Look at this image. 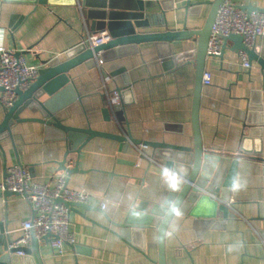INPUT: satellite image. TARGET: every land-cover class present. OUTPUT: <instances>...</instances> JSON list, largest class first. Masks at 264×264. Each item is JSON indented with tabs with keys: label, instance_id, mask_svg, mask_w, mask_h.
Segmentation results:
<instances>
[{
	"label": "crops",
	"instance_id": "0c3cea01",
	"mask_svg": "<svg viewBox=\"0 0 264 264\" xmlns=\"http://www.w3.org/2000/svg\"><path fill=\"white\" fill-rule=\"evenodd\" d=\"M106 1H111L113 7L106 12L118 17L126 6L138 0H75V6L63 0V5L46 7L0 0L4 46L20 53L27 66L40 68L54 57L65 62L64 51L81 43L89 31L88 17L102 11ZM171 1L172 9L164 10V5L158 4L145 10L144 20L135 31L151 34L169 29L181 31L184 27L201 29L216 0H191L201 5L198 16L186 12L182 5L185 0ZM231 2L237 7L264 9V0ZM19 16L25 17L10 30ZM114 25L118 26L119 21ZM157 46L154 42L140 43L136 52H125L116 60H108L111 54L107 55L102 73L85 62L71 68L67 74L79 99L57 112V120L77 129L90 127L114 135L123 131L133 140L192 148L195 56L182 62H189L182 68L164 74ZM196 46L192 38L176 46L175 52H195ZM231 46L228 44L219 61L205 60L204 68L211 73V79L209 85L202 86L199 98V137L204 150L239 154L243 144L251 153L260 152L262 156L239 159L226 202L228 215L223 219L219 212L216 218L222 224L207 227L192 216L172 218L164 239L166 264H264V144L244 141L249 124L264 122V70L256 62L250 69L241 67ZM255 47L264 60V37L256 40ZM121 69L125 71L110 77ZM102 76L110 77L106 83L109 91L121 90L124 121L120 127L111 118L109 122L103 119ZM5 113L0 106V122ZM19 117L39 116L24 111ZM143 152L158 159L150 146ZM69 161L71 170H76L68 175L67 188L86 191L90 195L86 202L89 209L69 211L74 246L63 245L60 253L50 247L49 241L39 242L41 264H158L157 229L146 231L142 252L138 249L140 239L121 241L117 237L119 229L111 223H120L132 206L144 205L150 211L152 206L162 204L172 180L170 174L140 159L132 145L123 148L103 137L85 139L78 149L70 150L68 142L56 137V131H46L36 122L14 124L11 136L0 138V177L4 167L20 163L29 168L35 181L50 185L55 176L64 174ZM103 202L106 206L101 210ZM31 217L23 197L16 195L6 201L0 198V221H7L10 243L20 237L21 223Z\"/></svg>",
	"mask_w": 264,
	"mask_h": 264
},
{
	"label": "water",
	"instance_id": "95a60500",
	"mask_svg": "<svg viewBox=\"0 0 264 264\" xmlns=\"http://www.w3.org/2000/svg\"><path fill=\"white\" fill-rule=\"evenodd\" d=\"M11 1V0H2ZM24 5L32 4L37 6H54L63 5V0H12ZM87 2V0H84ZM224 0H216L212 3L207 17L201 29L181 31L169 29L164 32L141 34L135 31L141 26L143 13L145 10L160 4L164 5V10L173 8L171 0H138L133 6H126L125 12L114 16L111 14L113 9L111 1H106V5L102 6V11L93 14L89 25L90 32H99L106 30L111 37L110 41L99 45L94 49H89L85 45H76L64 51L65 62H61L60 57H54L43 63L38 69V77L33 80L30 86L25 91L15 90L17 95L12 107L6 110L3 119L0 122V138L10 137L11 128L17 123L36 122L45 127L46 131H56V137L68 142L70 150H76L84 144V140H90L94 137L107 138L120 143L123 148L129 145H137L143 143L154 149V154L163 162L164 167L169 172L172 180L166 188L167 195L162 204H156L150 208V211L145 210L144 205L138 207L132 206L124 214L120 223H111L113 227L119 229L117 237L125 242H133L135 239L141 240V246L138 247L142 252L145 250L143 241L147 230L157 229V244H158V264H166L164 262L165 244L164 239L168 229V224L174 216H192L199 220L205 226H218L222 222L217 221L218 213L223 214V219L228 215V208L225 206L229 200L231 188L234 186L236 176V165L239 159L254 155L261 157L262 154L251 153L243 144L239 149V154L220 153L214 149L204 150L199 137V121L198 109L199 98L201 95V78L205 71L204 65L206 60V45L210 36V28L214 21L215 14L219 6ZM68 5H76L75 0H68ZM87 5V3H86ZM166 5V7H165ZM184 9L189 15L198 16V11L201 5L192 3L191 0H185L182 3ZM241 10L250 12H264V9H253L251 6H238ZM106 10H109L108 13ZM25 16H19L17 20L10 25V30H14L20 25ZM101 20V21H99ZM99 21V22H97ZM116 21L119 25L115 27ZM107 22V23H106ZM196 39L197 46L195 52L176 53L175 47L189 39ZM154 42L159 52V62L163 73L174 72L182 68L187 63V59L195 56V82L192 101V148H187L178 145H169L166 143H148L141 140H133L129 134L114 135L105 132H97L90 127L77 129L63 125L57 120L55 114L70 103L79 99L76 90L73 88L71 80L68 76V71L74 66L85 62L94 67V58L100 52L103 62L106 61L105 56L110 55L108 60H116L122 57L125 52H136L137 45L140 43ZM228 44H232L231 50L236 54L239 50L246 52L249 63L256 62L264 70V60L259 57L256 47L247 49L242 43V36L230 35L223 46V53ZM166 48L164 50L163 48ZM30 49V48H29ZM162 50V52H161ZM20 55V53H16ZM222 56L220 59H222ZM125 70H117V73L110 75L113 77L118 73H123ZM129 83L126 81V86ZM0 91L2 89L0 88ZM119 92L121 90H118ZM121 93V92H120ZM124 106L122 102L115 107L116 117L118 122L124 121ZM260 109V108H259ZM263 109V108H262ZM261 109V110H262ZM24 111H33L38 113L39 117L20 118V114ZM103 119L106 122L110 121L108 108L102 110ZM246 143L264 144V122L249 124L247 133L244 137ZM20 164V163H19ZM64 168V166H63ZM71 170L64 168V172L68 175ZM6 174V167L3 168L2 177ZM18 194L3 192L0 193V198L6 201L9 197ZM19 196V195H18ZM58 203H63L69 206L70 210L81 208L84 211L88 210L87 205L76 203H64L58 199ZM7 221H0V264H41L38 244L41 241H49L50 235L40 239L32 240L29 249L24 250V255H15V250H9V237L6 231Z\"/></svg>",
	"mask_w": 264,
	"mask_h": 264
},
{
	"label": "built area",
	"instance_id": "2783aa9c",
	"mask_svg": "<svg viewBox=\"0 0 264 264\" xmlns=\"http://www.w3.org/2000/svg\"><path fill=\"white\" fill-rule=\"evenodd\" d=\"M4 29L0 27V106L5 110L12 107L17 95L15 90L25 91L33 80L38 77L39 67L27 66L21 55H16L12 50L4 46ZM230 35H241L242 43L247 49L255 47L256 40L264 37V12H250L241 10L231 0H224L219 6L214 21L210 28V36L206 45V59L220 60L223 46ZM111 37L106 30L99 32L86 31L82 36L80 45H85L89 49L99 47ZM94 58V68L102 73L103 59L100 52ZM241 67L250 69L251 65L245 51L239 50L236 54ZM211 73L204 71L201 78V86L209 85ZM110 80L108 76H102L100 89L105 99V108H108L110 118L120 127L116 117L117 107L121 103L119 91H109L106 83ZM120 135L126 137L122 132ZM140 159H146L149 163L157 165L165 172L163 162L154 160L144 154L143 149L147 146L143 143L132 145ZM138 164V163H137ZM72 167V161L67 163L66 169ZM169 174V172H168ZM0 193L10 192L23 197L29 204L32 217L21 223V235L17 240L8 244L9 250H15V255H24V250L29 249L32 240H40L48 235L49 245L62 252L63 245H75V235L70 229V208L63 203H58L60 199L64 203H76L86 205L89 194L86 191H76L67 188V174L57 175L52 184H42L35 181L27 166L16 164L6 169L4 177H0ZM106 202H103L100 209L103 210ZM228 206V203L225 204Z\"/></svg>",
	"mask_w": 264,
	"mask_h": 264
},
{
	"label": "clouds",
	"instance_id": "9594fccd",
	"mask_svg": "<svg viewBox=\"0 0 264 264\" xmlns=\"http://www.w3.org/2000/svg\"><path fill=\"white\" fill-rule=\"evenodd\" d=\"M165 174H168V171H167V169H165Z\"/></svg>",
	"mask_w": 264,
	"mask_h": 264
}]
</instances>
